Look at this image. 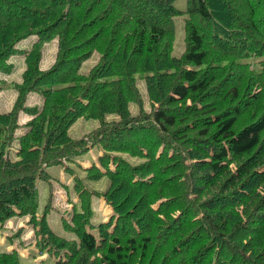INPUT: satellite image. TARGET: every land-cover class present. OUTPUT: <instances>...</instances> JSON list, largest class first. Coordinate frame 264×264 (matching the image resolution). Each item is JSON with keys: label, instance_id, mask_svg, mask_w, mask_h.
<instances>
[{"label": "trees", "instance_id": "1", "mask_svg": "<svg viewBox=\"0 0 264 264\" xmlns=\"http://www.w3.org/2000/svg\"><path fill=\"white\" fill-rule=\"evenodd\" d=\"M175 1L0 0V74L13 73L15 55L25 66L0 113V230L31 216L40 255L62 252L54 264H264V0H186L184 10ZM175 17L184 20L179 57ZM32 94L41 106L28 105ZM20 114L32 118L16 137ZM81 117L98 127L73 140ZM95 147L101 169H85V180L108 186L97 193L73 177V219L84 213L68 241L35 217V182ZM97 196L114 214L94 225ZM23 260L0 251V264Z\"/></svg>", "mask_w": 264, "mask_h": 264}, {"label": "rangeland", "instance_id": "2", "mask_svg": "<svg viewBox=\"0 0 264 264\" xmlns=\"http://www.w3.org/2000/svg\"><path fill=\"white\" fill-rule=\"evenodd\" d=\"M174 6L179 10H184L186 7V0H176L174 2ZM174 24L175 40L173 44L172 56L179 57L184 51L183 17H175ZM35 40V37H30L18 43L17 48H20V50L26 48L29 49ZM57 43L58 41L57 39H55L51 43L45 45L43 49V58L41 61V67L44 68L43 70H45V68H49L53 64L57 53ZM97 60L98 56L95 53L94 57L90 58L82 65L81 71L87 73L89 69L97 62ZM10 61L14 65V72L11 75L6 76L0 74V85H2V89L0 90V99L6 100V103L8 102V104L16 99V91L13 88V85L18 84L21 81V74L25 70L23 54L12 56L10 58ZM138 86L141 93L145 94L144 83L139 81ZM31 96L32 95H30L27 99V102L30 106L42 105L40 96L33 94L32 100L30 101ZM146 109H149L148 104H146ZM132 113L136 114L135 108H132ZM29 117L30 121L32 117ZM113 118H115V116H108L107 120L110 121ZM18 125L19 128L15 133L16 137L22 136L21 134L23 133L19 131V129L21 128L20 125H22L21 120L18 122ZM97 127L98 121L81 117L78 118L70 127L68 135L73 140H78L90 131L95 130ZM14 149L16 150L17 148ZM92 150L93 152L91 154L89 151L88 154L78 158L79 161L86 160L90 162L91 166L78 167L77 165L72 164L73 176L83 179L84 182L90 181L85 180L88 171H85L84 169L92 167V165L94 164L93 156H96L98 158L97 161H99V157L102 154L99 153L101 149L98 147H95ZM134 163H137V161H135ZM69 164L71 163H67L66 167H68ZM97 164L99 166L98 169L100 170L101 166L98 162ZM110 166L111 169L114 168L113 165ZM66 167L65 165L64 167H62L61 165H53L45 168V172L55 178H58H56V181H54V187L52 189L47 183L43 182L42 179L37 178L35 186L37 188V191L39 192V197H37V214L35 215V217L40 220L42 218H45L47 224L49 225V229L55 236H59L68 241H72L76 239L75 231L80 226L79 217L84 212L77 213V216L73 219L74 210L79 211L80 207L78 203V195L76 194L75 189L72 187L73 182L69 184V179L73 180L74 178L70 175L69 172L64 171V168ZM61 174H63L64 180H62V182H59L57 180H60L62 178ZM87 185L89 190L101 193L107 188L108 179L107 177H103L100 182L91 181L87 182ZM92 200L93 208L95 211V219L92 223L94 225H98L99 223L108 222L113 216L112 214H114L111 206L107 204L103 197L100 196L93 197ZM103 204L105 205V207L103 206ZM87 217L88 216H86V218ZM113 218L116 217L114 216ZM30 219L31 216L17 215L16 217H13L5 222L7 228L3 227V229L0 230V241L3 242V244H0V251L10 252L12 250L18 249L20 251H23V257H25L26 255L29 258H34L35 260V263L32 262V259L23 260V264H38L40 259L42 260V264H54L56 261H59L60 257L62 256V252H60L59 255H56L55 257L50 256L47 253H43L40 258L37 257L40 255V250L37 244L41 240L42 236L36 233L37 231H39V229L31 225ZM85 227L87 228L88 226L86 225ZM92 233H95V230H93ZM45 239H48V237L46 236ZM26 250L29 251V255L27 252H24Z\"/></svg>", "mask_w": 264, "mask_h": 264}, {"label": "crops", "instance_id": "3", "mask_svg": "<svg viewBox=\"0 0 264 264\" xmlns=\"http://www.w3.org/2000/svg\"><path fill=\"white\" fill-rule=\"evenodd\" d=\"M20 49V48H19ZM22 50H28L27 48L26 49H22ZM41 69L43 70L44 68H42L41 67ZM48 68H45V70H47ZM32 96H33V94H32ZM32 96H31V99H30V101L32 100ZM13 102H14V100H13ZM13 102H11L10 104H8V102L6 103V100H4V99H0V113H7V112H9L10 111V109H11V107H12V105H13ZM28 105H29V103H28ZM29 116L28 115H25V114H20V118H19V121L21 120V122H22V125H20L21 126V128L19 129V131H21V132H23L21 135H23L26 131H27V128L26 127H24L25 126V124L29 121ZM93 152V150L91 149L90 150V154ZM100 154H101V152H99ZM97 157L96 156H93V160H94V165L97 167V168H99V166H98V164H97ZM72 164L73 165H76V164H79L81 167H84V166H91V163L90 162H88V161H79V159H77L76 161H75V163H71V164H69L68 165V168L69 169H72ZM90 168V167H89ZM89 168H87V169H89ZM85 170V169H84ZM53 174V173H52ZM49 175V174H48ZM54 175V174H53ZM50 176V175H49ZM61 176H62V178L60 179V180H57V181H59V182H62V180H64V177H63V174H61ZM71 176H73V175H71ZM74 177V176H73ZM57 178V177H56ZM56 178L55 177H53V176H50V180H48V181H43V182H45V183H47L50 187H51V189L54 187V181H56ZM58 179V178H57ZM69 184L72 182V180L71 179H69ZM100 205V204H99ZM103 206L105 207V205L103 204ZM101 208H102V206H101ZM102 212H105V211H102ZM104 214H106V213H104ZM4 228H7L6 227V225L4 226ZM0 244H3V242L2 241H0ZM16 251H18L19 252V254H20V256H22L24 253H23V251H20V250H18V249H16ZM24 252H27L28 253V255H29V251L28 250H26V251H24ZM26 253V254H27ZM38 258H40L41 257V255H39V256H37ZM22 258L24 259V260H31V259H29V257L28 256H26L25 255V257H23L22 256ZM34 259H32V262L34 263ZM39 264H42V260L40 259L39 260Z\"/></svg>", "mask_w": 264, "mask_h": 264}]
</instances>
